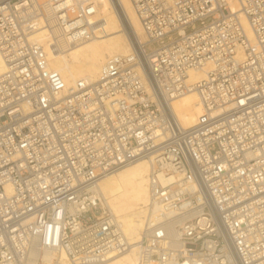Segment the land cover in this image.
Returning <instances> with one entry per match:
<instances>
[{"label": "built area", "instance_id": "1", "mask_svg": "<svg viewBox=\"0 0 264 264\" xmlns=\"http://www.w3.org/2000/svg\"><path fill=\"white\" fill-rule=\"evenodd\" d=\"M130 3L144 43L66 88L30 37L49 19L74 42L102 35L94 0H0V264L126 250L96 181L148 157L137 264H264V0ZM189 90L206 119L184 128L171 99Z\"/></svg>", "mask_w": 264, "mask_h": 264}, {"label": "bare ground", "instance_id": "2", "mask_svg": "<svg viewBox=\"0 0 264 264\" xmlns=\"http://www.w3.org/2000/svg\"><path fill=\"white\" fill-rule=\"evenodd\" d=\"M117 1L121 11L111 0H94L97 14L103 21L104 31L102 35L89 40L71 41L50 19L44 25L37 26L31 34V42L43 49L48 69L60 75L64 87H72L77 81L87 84L96 81L100 68L108 58L124 56L130 52L131 35L136 37L139 43H144L145 38L130 0ZM235 9L233 7L234 12ZM242 23L247 30L244 20ZM151 68L159 86L166 89L154 59L151 60ZM4 69L0 56V75ZM204 76V70H190L186 83L193 85ZM171 107L184 128L192 127L206 119L194 90L174 96L171 99ZM152 161V157L130 161L103 174L96 181V189L101 195L103 206L119 225L128 247L123 252L110 254L103 261L94 264H137V247L149 198L148 176ZM60 259V264H66L63 253L60 254Z\"/></svg>", "mask_w": 264, "mask_h": 264}]
</instances>
